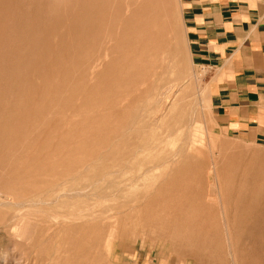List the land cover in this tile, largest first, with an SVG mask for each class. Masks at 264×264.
<instances>
[{
    "label": "rangeland",
    "instance_id": "374dc122",
    "mask_svg": "<svg viewBox=\"0 0 264 264\" xmlns=\"http://www.w3.org/2000/svg\"><path fill=\"white\" fill-rule=\"evenodd\" d=\"M26 1L3 0L2 2L0 0V14L7 15V18L0 16V20L2 21H0V25L5 23L4 26H0V176L3 179L7 177L6 182L8 185L13 182V175L18 171L33 173L32 168L34 167L27 165L28 162L37 158L42 159L46 155L50 157L54 152L59 153L58 148L60 145V147L65 148V151H62L65 155H73L74 160L83 159V153L70 150L72 146H78V143H63L64 141L70 142L77 139L71 140L68 138V135L74 129L71 123H65L66 119L70 121L69 111L72 112L73 116L76 115V113H73L75 110L71 109L70 95H68L70 80L74 78L64 75L58 68L45 67L43 65L44 62L42 66L40 63L41 56L45 58L51 54V58L52 55L54 56V54L58 53L57 46L69 44L68 39L70 37L66 35V31H70V24L74 23L75 20L77 24L82 22L85 25L84 28L87 29L86 33H89L93 27L90 25L93 24V20L89 18V23L86 25L85 5H87L89 10H99V15H101L100 22L103 24L106 20L102 17V13L107 10L106 8L112 9L120 5L122 7L123 4L129 3L128 0H98L94 1L98 6H94V2L91 3L90 0ZM143 1H136L137 5L135 4V6L144 8L145 2ZM13 2L16 4L15 8L13 7L15 6ZM130 2L135 3V1ZM11 3L13 6H11ZM83 4L84 7H82ZM3 7L6 9L9 7V9L13 10L7 9V11ZM77 8L81 11L79 19H77V15L73 14L71 16L72 13L69 12V9L73 12ZM58 10L60 12L58 15L64 18L61 20H64L63 28L65 29L63 31L65 36L63 37L64 34L61 31L54 41L51 36L47 37L50 40L46 38V35L43 38L37 30L40 27L38 25L43 24L45 22L44 19L49 14L50 16L51 14L52 16L53 14H57L56 11ZM16 11L18 12V17L21 16V19L17 17ZM24 12L26 15H24ZM28 13L29 18L27 16ZM146 13L148 16H153V20L158 22L162 29L164 37L163 49L148 51L140 48L136 49L133 47L142 46L140 44L143 43L132 42L130 48H116L113 51L115 58H111V62L114 64L111 68L116 78L136 82L161 83L158 86L155 85L156 89L150 91L149 94L151 96L147 118L149 126H154L153 128H157L160 131L158 127L159 120L161 118L165 120L169 116V110L173 107L179 108L180 114H183L182 116H185L184 112L187 113L185 117H181L182 121L175 130L170 133L165 131L167 136L173 135L172 137L168 136L166 148L172 152L181 142H185L187 149L194 150L197 148V155L193 154L187 157V162L184 165L185 173L183 174L186 183L185 190L189 192L188 196H190L188 198L197 195L198 203H194L191 206H180L181 199H176L175 193L178 195L182 191L180 185L173 180L171 182L172 185L170 184L162 194H159V197H161L166 191L164 197L167 200L166 205L158 203L157 208L156 206L144 207V212L151 211L152 215L156 213L153 216L154 219L152 218L153 220L151 218L145 219L144 223V216L143 218L141 216H133L131 218L132 223L134 222V218L136 221L133 223L132 229H129L128 226L115 229L118 224L116 225L113 221L116 220L118 215L110 217L107 221L112 223L106 229L105 240L103 236L95 235L96 239H103L104 242L108 240L105 247L106 252L104 251L103 253L101 247L94 244L88 246L82 254L72 257L70 264H153V256L155 255L154 245L158 246L162 251L160 257H158L157 264H264V228H260L261 223H263L264 227V216L257 214L254 221L252 220L253 223L250 221L252 226L247 231V235L242 237L235 234L232 237L229 235L228 225L234 222V214L230 217L227 216V210L229 208L232 209V206H229V201L231 199L233 201L234 196L237 194L242 196L244 194L243 199H247V201L250 199L254 200L262 188L258 180L264 177V134L258 136L252 134L249 137L250 132L242 133L238 130L222 127L210 109L208 95L203 86L204 75L201 70L193 67L190 63L175 21L173 19L167 21L169 23L167 24V33H165L161 26V13L159 9L153 8V10H148ZM15 20L17 22L21 20L22 23L19 24L20 22L17 23ZM7 25L8 27H6ZM103 25L101 27L97 26L101 32L103 28H110ZM140 36L136 34V38H140ZM104 37L118 38L111 34L100 36V38ZM133 37H135L133 34L120 35L118 40H122V42L117 43L116 46L122 44L129 45L128 40L130 41ZM124 41L127 42L123 43ZM48 42L51 43V46ZM46 44H49L50 47ZM39 46L47 49V51L45 49L37 51ZM91 46L98 48L109 47L103 44ZM44 51L47 53H44ZM109 54L110 50H104L103 56ZM161 55L163 56L161 57ZM34 59L36 62L33 61ZM90 61L91 59H84L85 63ZM100 62L103 64L106 60ZM33 67L35 68L33 69ZM102 67L106 68V66ZM27 68L29 70L33 69L32 72L34 74L30 71L31 74ZM9 69L10 72H8ZM20 73L25 74L21 75ZM97 77L95 76L94 78ZM31 98L33 99L31 100ZM63 100L66 102L69 100V104L65 105L62 102ZM74 100L76 106L79 105L77 99L75 98ZM170 106L173 107L171 108ZM70 127L72 128L71 130H69ZM12 129L14 130L12 131ZM50 132L53 133L50 134ZM39 145H43V147ZM53 146L56 148L54 149ZM51 152L52 154H50ZM202 156L204 157L203 162L205 164L203 162L199 164L198 160H196ZM223 157H226V160ZM230 161H233V163L231 164ZM193 162L194 165L192 164ZM57 164H61V162H57ZM198 165L199 167L206 165L202 167L204 173L201 167L197 168ZM21 167L27 169H21ZM243 169L248 171L244 172ZM254 169L255 171H253ZM249 177H251L250 180ZM201 180H204V182L202 181V183ZM224 180L228 182L225 181L224 183ZM221 183H224L225 186L221 185ZM226 185L229 186L226 187ZM233 185L235 188L232 187ZM221 191H224V195ZM0 195L3 197L0 196V204H3L2 206L0 205V264H63L57 253L46 248L49 246L50 240H52L51 237L47 235L38 236L33 232L35 227L43 223L40 215L23 207L15 206V203L14 205L11 204L13 202L10 201V198L6 199L9 196L2 195L1 193ZM204 198L207 200L204 201ZM91 200L99 199L91 197ZM202 203L204 205H201ZM3 207L7 208V210H1ZM216 208L218 209L216 210ZM179 212H182L185 217L192 215V218H194V224L185 227L184 231L183 228L181 229L182 231L178 230L176 228L178 223H174L178 221L175 218ZM167 217L170 218L169 221ZM44 218L49 222L55 221L48 214L44 215ZM121 231L123 232L120 233ZM187 232H192L193 236H186ZM109 244L110 246L108 247ZM110 255H112L111 260L109 259Z\"/></svg>",
    "mask_w": 264,
    "mask_h": 264
},
{
    "label": "bare ground",
    "instance_id": "6f19581e",
    "mask_svg": "<svg viewBox=\"0 0 264 264\" xmlns=\"http://www.w3.org/2000/svg\"><path fill=\"white\" fill-rule=\"evenodd\" d=\"M14 5L15 6H13L11 3V6L15 8L16 4L14 3ZM26 5L24 6L26 7ZM7 9H9V7H7ZM56 12L57 14H53V16L52 14L51 16L50 14H46L48 17L45 15L47 17L46 19L43 18L45 22L41 25H38L40 27L37 29L42 37L45 35L46 38L51 36L53 41L58 37L61 31L64 34L63 37L65 36L63 31V29H65L63 28L64 20H61L64 18L58 15L60 14L59 10ZM69 12L72 13L71 16H73V14L77 15V19H79V15L81 13L79 8L75 9L73 12L69 9ZM16 13L18 17V12L16 11ZM64 13L66 12L64 11ZM24 15H26V13ZM28 15L29 13L27 16ZM0 16L4 15L0 14ZM6 16L4 17L7 18ZM68 16L70 15L68 14ZM20 17L18 18L21 19ZM100 19L101 18L97 20L96 18L93 20V24H90L93 27L88 34L86 33L87 29L84 28L85 25L82 22L77 24L75 20L74 23L70 24V31H66V35L70 37L69 39L66 37L69 41V44L62 43L63 45L60 46H57L56 44L58 53L55 52L57 54H54V56L52 55L51 58V54L45 58L41 56L42 58L40 60L41 65L44 62L43 65H45V67L58 68L63 72L64 75L68 76L69 78H74L73 80H70L68 95H70L71 109L75 110L73 113H76V115L73 116L72 112L69 111L70 121L66 119L65 123H71L72 128L74 129V131H71V133L68 135V138L71 140L77 139L70 142L64 141L63 143H78V146H72L70 150L83 153V159L74 160L73 155H65L62 153V151H65V148L60 147V145L58 149L62 154L60 152H54L52 154L51 152L50 154L52 155L50 157L46 155V157H43L42 159L37 158L31 162H28L27 165L34 167L32 168L33 173H23L21 171L16 173L13 172V182L10 183L9 181L10 185H8L6 182L7 177H4L3 179V177L0 176V193L2 195L9 196L6 197V199L10 198V201L13 202L11 204L14 205L15 203V206L23 207L40 215L41 221L43 223H41L42 225L35 227L33 232L38 236L47 235L51 237L52 240H50V243H48L49 246L46 248L47 250L57 253L63 264H70L72 257L82 254L88 246H92L94 244L101 247V251H103V253L104 251L106 252L105 247L107 246L108 240L104 242L103 239L105 240L107 227H109L110 223H112L107 221L110 217L118 215L116 220L113 221L116 225L118 224L115 229L119 227L125 228L126 226H128L129 229H132L133 223L136 221L134 218V222L132 223L131 218H133V216H141L142 218L144 216L143 221L149 218L152 219L156 213L152 215L151 211L144 212V207L156 206L157 208L158 203L166 205L167 200L164 199L166 191L161 197H159V194H162L173 180L178 185H180V189L182 191V193H179L178 195L175 193L176 199H181L180 206H191L194 203H198L197 195L192 196V198H188L190 196H188L189 192L185 190L186 183L183 174L185 173L184 165L187 162V157L193 154L197 155V148L194 150L187 149L185 142H181L174 150H172V152L168 151L166 148V140H168V136L171 135L167 136L165 131L170 133L175 130L182 121L181 117H185L187 113L184 112L185 116H182L183 114H180L179 108L173 107V105L170 106L173 108H170L171 110H169V116H167L165 120H163L164 118L159 120L158 127L160 128V131H158L157 128H153L154 126L151 127L148 125L147 118L151 97L149 94L150 91L156 89L155 85L158 86L161 83L143 81L136 82L115 77V73L111 68L114 65L111 62V58H115V53L113 55V51L116 49L112 48V46L117 45L119 41L113 38H100V36L109 33L107 28H103L102 32L99 30V27L104 24L100 22ZM19 22L17 23H22L21 20ZM4 25L5 23H3L2 26ZM6 27H8V25ZM66 28L68 27L66 26ZM90 33H92V35H90ZM48 40H50V38ZM126 42L127 41H124L123 43ZM49 44L51 46V43ZM49 44L46 45L49 46ZM96 44H103L109 47H90V45ZM42 49L43 47L39 46L37 51ZM106 49L110 50V54L103 56V52ZM45 50L47 51V49ZM53 51L52 53H54ZM44 53L47 52L44 51ZM86 58L91 59V61L85 63L84 59ZM96 60L97 62L94 63ZM103 60H106V62L102 64L100 61ZM33 61H35V59ZM102 66H106V68L104 69ZM34 68L35 67H33V69ZM33 69L28 70L29 72H32ZM8 72H10V69ZM25 73L20 74L23 75ZM95 76L98 77L94 78ZM32 93L34 94V92ZM75 98L79 104L77 106L74 100ZM32 99L33 98H31V100ZM62 102L65 105H67V103L69 104V100H67V102L63 100ZM72 128L70 127L69 130ZM13 130L14 129H12V131ZM46 133L48 134V132ZM51 133L53 132H50V134ZM41 146L43 147V145ZM55 148L56 147H54V149ZM173 158L175 159L172 160ZM203 159L204 157L202 156L196 160H198L199 164H202ZM224 159L226 160V157ZM217 161L219 162V160ZM57 162H61V164H57ZM203 163L205 164V162ZM230 163L232 164L233 161H230ZM192 164L194 165V162ZM203 166L205 167L206 165H202V167ZM200 167L198 165L197 168ZM21 169L27 168L21 167ZM255 169L253 171H255ZM245 171L247 172L248 170H244V172ZM7 175L9 176V174ZM250 178L251 177H249V180ZM202 181L204 182V180H201V182ZM225 181L227 180H224V183ZM258 182L260 186L262 185V188L260 189L258 196H255L254 200L250 199L247 201V199H243L244 194L242 195V191V196L237 194L234 196L233 201L232 199L229 201V206H232V209L229 208L227 210V216L230 217L234 214V222L231 224L229 223L228 225V233L231 235V237L234 234L239 235L240 237L247 235V231L250 230L249 228H251L255 216L257 214L264 216V177H261V179L259 178ZM224 183H221V185L223 184L225 186ZM228 186L226 185V187ZM232 187L235 188L234 185ZM221 192L224 195V191ZM91 197H95V199L99 200H91ZM224 199L226 198L224 197ZM206 200L207 199L204 201ZM5 205L7 204L5 203ZM201 205H204V203ZM205 206H207V204H205ZM217 209L218 208H216V210ZM1 210H7V208L3 207ZM46 214L52 217L55 221H47L46 218H44V215ZM169 219L170 218H168V221ZM175 219L179 221H173L174 223H178L176 227L178 230L183 228L184 231L185 227H189L190 225L194 224V218H192V215L190 217H185L182 212H179ZM250 221H252V223ZM260 225V228H264L263 223ZM212 227L214 228L213 225ZM122 232L123 231L120 233ZM195 233L197 234V232ZM95 235L101 237L103 236V239H96ZM179 235L181 237L180 233ZM186 236L192 237L193 234L192 232H187ZM109 246L110 244L108 247ZM108 247L107 249H109ZM153 249L155 253L153 256V264H157L158 257H160V253L162 251L158 246L155 245L153 246ZM109 259H112V255H110Z\"/></svg>",
    "mask_w": 264,
    "mask_h": 264
},
{
    "label": "crops",
    "instance_id": "0c3cea01",
    "mask_svg": "<svg viewBox=\"0 0 264 264\" xmlns=\"http://www.w3.org/2000/svg\"><path fill=\"white\" fill-rule=\"evenodd\" d=\"M128 1L102 13L104 27L112 28L107 34L135 35L114 49L139 42L133 48L162 50V29L146 13L158 8L163 31L173 19L190 63L202 71L210 109L222 127L249 137L264 134V0H142L144 8ZM85 8L86 25L101 18L99 10Z\"/></svg>",
    "mask_w": 264,
    "mask_h": 264
}]
</instances>
